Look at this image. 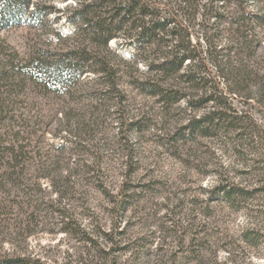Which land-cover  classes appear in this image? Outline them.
<instances>
[{
	"label": "trees",
	"instance_id": "obj_1",
	"mask_svg": "<svg viewBox=\"0 0 264 264\" xmlns=\"http://www.w3.org/2000/svg\"><path fill=\"white\" fill-rule=\"evenodd\" d=\"M57 1L65 5L58 7ZM50 15L51 24L62 21L72 26L63 45L33 47L23 57V63L15 61V51L7 53L11 56L9 65L0 71V264H128L129 260L131 264H141L138 258L150 256L146 246L153 242L155 232L151 234L154 237L129 238L122 225L134 195L129 181L134 154L129 142L132 133L154 127L157 120L142 107L135 114L127 112V95L120 80L126 77L130 87L153 97L160 114L167 115L173 104L186 100L184 117L170 130L160 126L155 131L157 142L172 156L180 158L181 148L188 143H204V149L212 155V143L217 141L224 152L236 156L258 152L264 161V0H0V30L8 25L37 29ZM112 40L131 47L132 57L123 58L110 45ZM15 62L21 63L17 73L22 82L32 80L40 87L47 82L64 87L90 74V82L106 88L79 90L95 102L89 106L92 114L96 110L105 114L113 108L118 142L123 149V168L115 174H120L119 182L113 181L105 165L100 148L105 143L101 145L91 135L90 123L102 124L98 116L92 122L75 125L70 144L65 140L47 143L44 150L42 137L47 126L57 119L58 111L42 110L35 102L37 94L31 97L24 93L27 105L22 107L18 106L21 94L12 89L1 91L3 82L13 77L6 69L10 65L14 68ZM216 76L224 90L218 89ZM55 90H62L63 96L69 92ZM63 114L57 119L59 128L70 122L69 115L65 111ZM72 155V170L61 176V157L68 159ZM243 162L241 176L233 178L223 164L220 169H212L213 180L200 187L201 212L211 216L209 208L213 204L242 211L244 220L234 246L242 251H264V167L256 170L248 161ZM41 179L51 184L56 199L37 204L33 189L40 186ZM84 185L102 195L107 228L97 223L88 230L67 208L76 194L78 198L83 195ZM42 204L48 210H43ZM43 211L56 216L59 229L82 243L77 257L51 262L19 249V242L35 232L38 215ZM173 219L168 220L176 231L182 226ZM161 228L158 240L164 241L166 234ZM196 228L188 242L189 256L184 254L177 260L175 252L169 257L170 264L190 257L197 259L202 250L207 251L208 247L197 246L198 239L194 241L205 225ZM185 233L181 230L175 236L178 244L184 242ZM4 243L8 245L6 250ZM233 244L226 247L224 264H235ZM122 252H128L129 257L119 261L118 254ZM90 255L94 263L86 262Z\"/></svg>",
	"mask_w": 264,
	"mask_h": 264
},
{
	"label": "rangeland",
	"instance_id": "obj_2",
	"mask_svg": "<svg viewBox=\"0 0 264 264\" xmlns=\"http://www.w3.org/2000/svg\"><path fill=\"white\" fill-rule=\"evenodd\" d=\"M65 5L62 1H57V6ZM53 15L48 17V21L37 29H28L24 26L8 25L0 30V71H3L2 66H8L9 60L7 53L15 51V61L22 59L26 54L32 50L33 47L45 45L51 48L60 47L65 42V36L72 32V26L65 22L50 23ZM60 36V39L58 38ZM112 47L117 48V52L123 58L132 57L133 49L131 47L118 45L115 40L110 41ZM21 63H13L15 67H8L6 69L11 80L3 82L4 86L1 91L12 89L18 93V106H26L27 101L23 94H37L35 102L40 105L41 109L48 113H55L56 118L59 119L69 115L70 122L68 126L58 127L57 119H54L51 124L47 126L46 134L42 137V147L47 148V143L57 144L62 140L69 144L74 140V126L81 125L80 123L92 122L93 118L98 116V120H102V124H91V135L94 140H99L100 144L105 143L101 148L102 155L106 159V166L113 174V181L116 183L120 181L121 176L118 174L123 166V149L118 142L116 115L113 108L110 112L92 114L89 110L90 105H95L87 94H83L79 89H106L101 84L90 82L92 75L88 74L81 82L68 86H54L47 82L46 86L40 87L32 80H25L22 82L17 73L18 67ZM18 64V65H17ZM122 67V65H121ZM143 66H141V69ZM218 89L224 90V85L219 77H215ZM122 89L126 91L127 95V112L132 115L137 113L138 108L148 111L149 117L157 120L154 127H148L141 133H132L129 144H132L133 164L129 172H131L130 186L131 191H134L133 205L126 213L125 221L122 225L126 227V233L129 238L138 236L149 237L152 232H155L153 242L147 244L146 248L150 252V256L138 258L139 263L149 264H170L171 255L176 252L177 260L183 255H188L189 241L194 229L199 225H205L204 231H201L194 238L198 239L199 248L201 246L208 247L207 251L202 250L199 258H186L179 264H224L227 257L228 245L233 244L237 238L238 228L244 220V213L234 212L227 206L221 204H213L211 216H205L201 211V195L200 187L210 183L213 180L212 169L219 168L223 164L228 168V176L233 178L235 175L241 176L243 161H248L252 169L260 170L264 167V161L261 154L236 156L233 152H224L217 144L212 143V155L204 149V143H188L181 148L179 156H172L169 150L162 147L157 141L155 131L161 126L163 129L170 130L174 127L178 119L184 116L183 108L186 107V100L182 99L173 104L166 114H160L159 106L154 102L153 97H147L139 93L127 84V78L122 77L120 80ZM50 89V90H48ZM52 89V90H51ZM54 89V90H53ZM55 89H69L66 96L61 95V91ZM100 104V103H99ZM69 112V113H68ZM158 118H156V115ZM100 115V116H99ZM99 123V122H98ZM264 130V126H263ZM159 131H157L158 133ZM100 145V146H101ZM74 155L70 158L61 157L59 166L61 168L60 175H66L73 168ZM262 157V158H261ZM252 159L254 160L252 162ZM259 159V160H258ZM258 160V162H257ZM260 168V169H259ZM259 173V172H258ZM260 174V173H259ZM261 175V174H260ZM259 177V176H258ZM41 184L36 189H33L37 204L44 203L51 199H56L55 191L51 190V184L45 179L40 180ZM81 197L71 196V204H66L70 212L74 213V217L78 219L82 225H85L88 230L97 225L107 228L108 217L105 207V201L102 195L94 190L89 185H84ZM42 200V201H41ZM84 203V204H83ZM64 204V203H63ZM198 204V205H197ZM256 204V202H254ZM49 207V206H48ZM41 208L47 209V205L42 204ZM167 212V216L166 213ZM92 217H89L90 215ZM185 214H189L186 217ZM146 217V218H145ZM148 218V219H147ZM170 218H174L177 224L181 225L180 229L177 227V234ZM93 219V220H91ZM145 219L146 222H143ZM56 216L50 215L49 212L43 211L38 215V222L34 226L35 232L30 235L24 242H19V249L31 256L40 257L42 260L51 262H64L69 259H74L80 254L79 243L73 237H70L66 232L62 231L60 224H57ZM91 221V222H90ZM104 224V226H102ZM187 224V225H186ZM162 227V234H166L164 241L158 240L159 229ZM201 227V226H200ZM197 230L199 228H196ZM181 230L185 233V240L180 245L178 238ZM157 237V239H156ZM160 237V235H159ZM156 239V240H155ZM159 242V243H158ZM162 244L161 249H157ZM202 244V245H201ZM196 245V243H195ZM236 245H239L236 242ZM3 249L6 250L8 245L3 244ZM21 247V248H20ZM231 247V246H230ZM234 247V248H233ZM234 263L235 264H264V251L254 250L252 252L242 251L240 247H235ZM91 254H93L91 252ZM161 254L165 256H161ZM119 261L127 260L129 253H119ZM184 255V256H185ZM189 256V255H188ZM86 262H90L92 256H86ZM183 259V258H182ZM96 260H93V263ZM127 262L128 264L130 263Z\"/></svg>",
	"mask_w": 264,
	"mask_h": 264
}]
</instances>
